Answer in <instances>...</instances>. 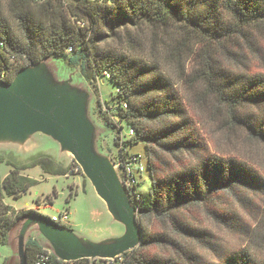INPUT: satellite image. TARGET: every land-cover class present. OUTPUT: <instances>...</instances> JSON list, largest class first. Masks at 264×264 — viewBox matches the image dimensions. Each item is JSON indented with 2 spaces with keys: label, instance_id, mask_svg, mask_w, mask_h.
I'll list each match as a JSON object with an SVG mask.
<instances>
[{
  "label": "trees",
  "instance_id": "1",
  "mask_svg": "<svg viewBox=\"0 0 264 264\" xmlns=\"http://www.w3.org/2000/svg\"><path fill=\"white\" fill-rule=\"evenodd\" d=\"M262 37L264 0H0V85L10 87L53 57L83 60L89 77L115 86L105 101L107 124L115 127L116 120L120 129L128 127V139L115 137L121 147L116 165L130 164L137 155L129 149L142 143L150 173L145 193L138 182L125 187L139 232L132 250L90 261L44 234L40 222L48 218L6 202L38 184L22 171L39 167L47 175L68 176L70 169L49 159L13 165L6 177L0 173V246L15 223L20 231L27 224L25 235L37 222L23 244L25 264L40 255H48L50 264H264L245 247L221 245L207 227L249 238L250 226L236 212L264 197V173L213 150L198 113L206 111L223 130L243 131L264 145ZM245 45L263 66L245 58ZM222 57L239 66L224 65ZM84 251L98 250L93 245Z\"/></svg>",
  "mask_w": 264,
  "mask_h": 264
},
{
  "label": "rangeland",
  "instance_id": "2",
  "mask_svg": "<svg viewBox=\"0 0 264 264\" xmlns=\"http://www.w3.org/2000/svg\"><path fill=\"white\" fill-rule=\"evenodd\" d=\"M73 1L65 0L66 3ZM243 47L245 49L240 51L246 59L263 66L260 59L254 57L257 53H251L247 45ZM257 47L264 58V37L257 42ZM186 58L188 67L193 69L194 60L190 59V54ZM222 58L226 66H239L235 61ZM9 89L25 105L45 115L53 124L44 123L0 90L2 177L11 172L13 165L31 166L40 159H49L63 169L70 170L68 176L47 175L39 167L22 171V175L38 181V184L18 199L7 198V204L15 211L33 210L48 218L40 227L46 236L62 247L82 252L94 245L99 252L117 251L133 235V228L121 210L131 219L133 210L125 190L127 180L123 169L116 165L121 147L115 145V137L128 139V127L124 125L120 129L116 120L113 121V127L105 120V114L108 113L105 101L111 100L115 86L109 81L105 82L101 76L89 77L81 59L70 61L66 57H53L17 76ZM181 91L185 97L191 98L192 95L183 88ZM198 113L211 138L213 150L235 156L264 173V145L251 141L243 131L223 130L221 122L213 123L206 111L199 110ZM62 129L70 134L74 151L82 164L70 152ZM129 153L141 155L143 164L147 166V155L142 143L131 147ZM134 175L139 183L138 191L145 193L150 185L149 171L145 170L141 175L134 171ZM48 197L53 200V204H45ZM37 198L40 206L36 204ZM255 203L256 206L238 208L236 212L250 226L249 238L211 223H207V227L221 245L228 248L245 247L264 263V197L256 198ZM64 213L68 214L67 221L59 225L50 222L52 217ZM36 223L33 222L32 228L23 235V244L37 229ZM20 227L19 223L12 225L6 246H0V264H21L18 246L23 228L20 231ZM137 241L129 243L123 253L130 252L132 244ZM112 258L88 257L90 261Z\"/></svg>",
  "mask_w": 264,
  "mask_h": 264
},
{
  "label": "water",
  "instance_id": "3",
  "mask_svg": "<svg viewBox=\"0 0 264 264\" xmlns=\"http://www.w3.org/2000/svg\"><path fill=\"white\" fill-rule=\"evenodd\" d=\"M10 87H2L0 85V90L5 92L7 95H9L14 101H16L17 103H19L21 106H23L25 109H27L28 111H30L31 113L35 114L36 116H38L44 123H49V124H53V122H51L45 115L43 114H40L34 110H32L31 108H29L27 105H25L21 99H19L17 96H15L9 89ZM64 131L66 137H67V145H68V148L70 150V152L74 155V157L76 158V160L81 163V161L78 159L75 151H74V148H73V145L71 143V137H70V134L63 130ZM82 164V163H81ZM110 189V188H109ZM111 190V189H110ZM112 191V190H111ZM113 192V191H112ZM121 214L123 215V217L126 219L127 223L133 228V235H132V238L126 242H123L122 245L120 246V248L115 251V252H99V251H94V252H89V251H82V252H79V251H76V250H73V249H68V248H65V247H62L60 246L57 242L53 241L51 238V240L56 244L58 245L59 247H61L63 250L71 253V254H74V255H79V256H83V257H103V258H112V257H116L120 254H122L125 250V247L131 243V242H134L135 240H137L139 238V232L133 222V220L129 217V215H127L125 213L124 210H121ZM39 219V218H38ZM40 221V219H39ZM42 223L40 222V225ZM27 224L24 225L23 229H22V232H21V235H20V238H19V251H20V255H21V264H25V256H24V251H23V235H24V231H25V228H26Z\"/></svg>",
  "mask_w": 264,
  "mask_h": 264
},
{
  "label": "built area",
  "instance_id": "4",
  "mask_svg": "<svg viewBox=\"0 0 264 264\" xmlns=\"http://www.w3.org/2000/svg\"><path fill=\"white\" fill-rule=\"evenodd\" d=\"M129 135L130 136L134 135L133 130L129 131ZM128 161L130 162V164H127V165L123 164L122 166L120 164V167L124 168L123 172H124L125 179L127 180V186L126 187H130L137 182L136 175H134V171H138L140 173V175L145 172V165L143 164V157L141 155L131 156V158ZM67 220H68L67 214H63V215H60L59 217H52L51 218L52 222L58 223V224H61L62 222H65ZM109 260H111V259H109ZM64 261H66V260H64ZM106 261H108V260H106ZM35 264H50V260H49L48 255L38 256Z\"/></svg>",
  "mask_w": 264,
  "mask_h": 264
}]
</instances>
